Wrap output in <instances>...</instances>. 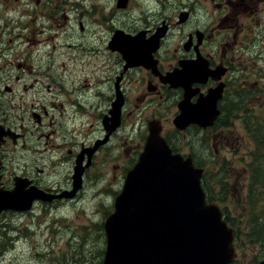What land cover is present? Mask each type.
I'll return each instance as SVG.
<instances>
[{
	"label": "flooded vegetation",
	"instance_id": "obj_1",
	"mask_svg": "<svg viewBox=\"0 0 264 264\" xmlns=\"http://www.w3.org/2000/svg\"><path fill=\"white\" fill-rule=\"evenodd\" d=\"M5 1L0 0V5ZM78 1L79 4L73 0H15L19 2V14L11 19H4L5 11L0 9V20H3L0 27V192L19 187L26 197L39 196L26 211L3 210L0 228L1 221L10 215L26 216L53 210L59 213L58 208L68 209L72 200L84 197L86 178L103 180L106 171H101L102 165L106 168L114 159H119L121 164L116 163L111 177L118 184V190H112L111 210L105 220L113 212L114 199L129 171H123L124 153L112 155L114 147L111 146L114 137L127 124L133 128L138 123L137 130L142 134V144L132 148L127 159L131 168L143 150L150 123L159 127L172 154L191 157L194 165H198L193 152L185 148L186 133L220 130L218 123L230 117L236 104L239 93L235 82L250 81L244 55L252 48L253 30H259L264 41V0H212L214 7L223 13L217 31L226 29L233 34L232 41L224 39L213 49L205 46L208 38L196 23L183 34L179 44L169 47L173 43L170 40L173 30L192 22L191 10L186 8L171 20L166 18L153 26L131 28L117 23L111 13L107 15L104 6L99 9L103 13L98 16L93 13L97 2ZM156 1L164 4L175 0ZM15 5H7L5 10L13 11L10 9ZM141 13L148 14L145 9ZM144 17L147 20L149 15ZM226 19L232 24L222 28ZM55 27H62L61 35L54 31ZM97 27L102 29L100 33ZM7 33L9 37H5ZM51 36L56 38L55 43L47 40ZM96 37L99 46L94 44ZM84 42L92 46L88 55L82 50ZM67 43L80 44L81 54L60 53L59 45ZM261 45L264 49V42ZM133 46L145 54L143 62L131 56ZM12 52H19L14 61L9 56ZM36 61L40 67L34 73ZM44 71L51 75L52 81H37L33 77L42 72L46 74ZM260 75L263 76L262 72ZM179 81L184 87L174 86ZM212 91H220L214 124L207 128L189 124L184 130H178L173 120L179 114V105L184 102L185 107H194ZM245 91L251 93V89ZM29 96L32 100L46 97L47 101L30 105L28 109L22 103L15 107V102ZM15 110L27 114L29 124L17 122ZM170 125L176 140L167 129ZM16 153L30 154V159L20 164L15 160ZM42 153L49 157L39 161L37 155ZM50 171L59 183L49 181ZM90 194H102L101 188ZM104 220L96 228L106 243ZM234 247L237 253L236 243Z\"/></svg>",
	"mask_w": 264,
	"mask_h": 264
},
{
	"label": "rangeland",
	"instance_id": "obj_2",
	"mask_svg": "<svg viewBox=\"0 0 264 264\" xmlns=\"http://www.w3.org/2000/svg\"><path fill=\"white\" fill-rule=\"evenodd\" d=\"M93 1L97 2L98 5L95 7L96 12H93L97 16L99 13H103L99 9L104 6L106 7L105 13L107 15L111 13L116 18L117 23H123L124 26H130L131 28H140L144 25L153 26L159 23L161 19L167 18V20H171L183 8L191 10L192 22L182 29L173 30L170 39L173 43L169 47H172V44H179L183 34L192 26L195 27V23L208 38L209 43L206 42L205 45L208 49L215 48L217 42L224 39L232 41V32L226 29H220L218 32L216 29L219 27L223 13H221L220 9L214 7L212 0H175L164 2V4L157 3L156 0H130L124 9L116 8L117 0ZM73 2L79 4L78 0H73ZM13 4H16L15 8L10 9L13 11L5 10L7 5ZM19 7V2L6 0L0 5V9L5 11L2 17L4 19H11L12 16L16 17L19 14ZM143 9L148 14L141 13ZM144 15H149L147 20ZM2 21L0 20V27L3 25ZM222 23V28L232 24L227 19ZM62 30V27L54 28V31L59 32L60 35ZM96 30L100 33L102 29L97 27ZM45 36L46 34L44 33L43 37ZM5 37H9L8 33L5 34ZM47 40L55 43L56 38L51 36ZM250 40L252 48L250 52L244 55L246 67H248V73H250V81L235 82V90L239 93L236 96L235 103L238 101L242 102L244 106L242 111L238 114L236 111H232L229 117L230 120H228L230 126L220 128L217 132L196 133L195 131H189L186 133L187 142H184L185 148L193 152L198 166L202 167L207 172V175L216 176L221 174L220 172H227L225 175L229 178L223 179V183L228 186L226 188L227 202L219 204V207L224 213L228 214V217L234 219L237 223H241V227L245 226L244 223L250 222L248 215L244 216L246 208L242 202L245 195L243 188L249 180L246 163L250 161L248 154L253 147L252 142L245 136V131L242 127L243 119L252 115L264 120V49L261 45V42L264 41L259 30H253ZM0 42H2L1 37ZM99 43V39L96 37L94 44L99 46ZM66 45L71 47L67 48ZM66 45H59L60 53L67 56H70L73 52L81 54L80 44L67 43ZM90 48L92 46L84 42V48H82L84 54L88 55ZM236 55L238 54L236 53ZM9 56L14 61L15 58L19 57V52L16 54L12 52ZM35 67L34 73L39 70V62H35ZM8 72L15 76L11 70ZM44 72L46 74L42 72L38 74L39 76L33 77H37V81H52L51 75L47 71ZM261 72L263 76L260 75ZM1 75L0 73V77ZM245 89L247 91L251 89V93L247 94ZM45 101H47L46 97L32 100V97L29 96L26 100L15 102V107L18 103H22L28 109L30 105H37L38 102ZM13 112L17 122L19 120L24 125L29 124L27 114L21 110ZM235 115L239 116V118L232 119ZM138 126L139 124L137 123L132 128L127 124L123 131L118 132L111 142V146L114 147L112 155L120 156L122 152L124 153L123 171L131 169L130 164H127V159L132 148H139V144H142V134L138 132ZM27 127L30 130V126ZM167 129L169 132L171 131L173 139L176 140L177 135L173 131V127L170 125ZM14 155L15 160L20 164L30 159V154L21 156L16 153ZM42 157L48 158L49 156H43V153L37 155L39 161ZM116 163L121 164L119 159H114L106 168H104L105 164L102 165L101 171L103 173L106 171L103 180L86 178L84 197L81 196L72 200L73 204H70L68 209L58 208L60 210L59 213H55L53 210L52 212L41 214L35 212V214L26 216L16 214L3 219L1 221L3 225L0 228V264H101L105 248V243H103L104 235L101 234L96 226L104 220L106 213L111 210L112 190H118V184L111 178L113 167ZM24 164L25 162H23ZM225 165L226 169L223 168ZM52 173L50 171L48 174L49 181L51 183H59L58 178H54ZM214 176L212 177L213 179ZM100 188L102 194H90ZM241 241L244 256L238 257L236 264H251L254 259L259 262L264 259V243H250L246 239H241ZM240 252V250L237 251L238 254Z\"/></svg>",
	"mask_w": 264,
	"mask_h": 264
},
{
	"label": "water",
	"instance_id": "obj_3",
	"mask_svg": "<svg viewBox=\"0 0 264 264\" xmlns=\"http://www.w3.org/2000/svg\"><path fill=\"white\" fill-rule=\"evenodd\" d=\"M126 2L118 0L117 7L124 8ZM181 82L174 86L184 87ZM219 98L220 91H212L194 107L182 102L174 126L178 130L189 124L211 127ZM203 172L191 157L172 154L159 127L150 123L143 150L125 175L113 212L104 220L102 264H231L236 257L234 230L219 206L206 202ZM36 198L26 197L19 187L0 192V212L26 211Z\"/></svg>",
	"mask_w": 264,
	"mask_h": 264
},
{
	"label": "trees",
	"instance_id": "obj_4",
	"mask_svg": "<svg viewBox=\"0 0 264 264\" xmlns=\"http://www.w3.org/2000/svg\"><path fill=\"white\" fill-rule=\"evenodd\" d=\"M243 107L242 102L238 101L234 105L232 111L234 110L238 114L242 111ZM238 118L239 116L235 115L232 119ZM228 120H230L229 117L221 119L217 128L230 126ZM242 127L245 131V136L252 142L253 145L248 154L250 161L246 163L249 180L247 185L243 188L245 195L242 202L246 208V214L244 216L248 215L250 222L244 223L245 226L241 227V223H237L234 219L228 217V214L223 211L224 221L234 230V243H236V249L241 251L239 253V257L244 256L241 239H246L250 241V243H264V120L249 115L247 118L243 119ZM225 167L226 165L223 166L224 169H226ZM220 173L221 174L216 176H209L207 175V172H205L202 178V188L205 192L208 203L216 202V204L219 205L227 202L226 188L228 186H226V183H223V179L229 177H226V171ZM213 176L214 179L212 178ZM237 262L238 260L236 259L233 264H236ZM258 262L259 261L254 259L251 264H257Z\"/></svg>",
	"mask_w": 264,
	"mask_h": 264
},
{
	"label": "bare ground",
	"instance_id": "obj_5",
	"mask_svg": "<svg viewBox=\"0 0 264 264\" xmlns=\"http://www.w3.org/2000/svg\"><path fill=\"white\" fill-rule=\"evenodd\" d=\"M130 47V46H129ZM137 47V46H136ZM132 53L131 56L138 62H143L146 58H145V54L138 51L136 48L131 47ZM130 51V50H129ZM196 167H199L198 165H196ZM201 168V167H199ZM216 204V203H215Z\"/></svg>",
	"mask_w": 264,
	"mask_h": 264
}]
</instances>
